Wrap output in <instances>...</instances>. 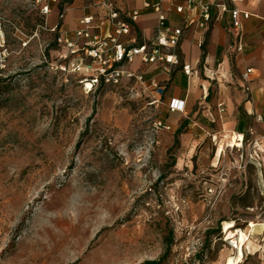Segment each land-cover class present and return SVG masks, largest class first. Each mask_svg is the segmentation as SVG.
Instances as JSON below:
<instances>
[{
  "label": "rangeland",
  "instance_id": "374dc122",
  "mask_svg": "<svg viewBox=\"0 0 264 264\" xmlns=\"http://www.w3.org/2000/svg\"><path fill=\"white\" fill-rule=\"evenodd\" d=\"M0 18V264H224L231 230L238 264H264L261 164L200 115L178 142L156 129L149 87L85 86L28 4L0 0Z\"/></svg>",
  "mask_w": 264,
  "mask_h": 264
},
{
  "label": "crops",
  "instance_id": "0c3cea01",
  "mask_svg": "<svg viewBox=\"0 0 264 264\" xmlns=\"http://www.w3.org/2000/svg\"><path fill=\"white\" fill-rule=\"evenodd\" d=\"M145 1L123 0L129 9L143 12L132 33L139 42L150 41L157 24V16L144 11ZM205 1L213 5L212 20L205 30L197 32L190 28L184 31L178 47L181 66L167 75L155 67L143 66L136 59L129 69L147 71V78H156L165 88L160 103L166 108L165 123L177 128L182 118L191 121V117L200 115L208 126L200 122H194V125H199L215 140L222 137L227 143L226 135L230 138L238 135L248 143L258 141L264 148V0H243L235 5L251 15L242 20V52L236 51L237 41L230 13L216 7L220 0ZM62 2L69 6L64 20L68 31H74L85 15L95 13V10L87 9L92 0ZM226 3L229 9L234 7L229 1ZM179 4L186 5V0H180ZM191 14L197 16L196 11ZM182 19L183 15L175 12L168 15L169 23L174 27L181 26ZM200 41L202 46L198 45ZM183 65L189 66V76L182 70ZM248 69L252 72L249 81L245 82L243 76ZM173 99L184 102V112L169 111L168 105Z\"/></svg>",
  "mask_w": 264,
  "mask_h": 264
},
{
  "label": "built area",
  "instance_id": "2783aa9c",
  "mask_svg": "<svg viewBox=\"0 0 264 264\" xmlns=\"http://www.w3.org/2000/svg\"><path fill=\"white\" fill-rule=\"evenodd\" d=\"M31 6L40 19L38 28L46 29L54 35L57 46L61 49L63 59L73 56L68 61L67 67L72 72L82 73L85 77V86L91 85L90 89L100 85L118 87L125 83H137L151 88L154 93L152 104L161 103L165 88L156 78H147V71L135 72L129 67L136 59L143 66L155 67L161 73L170 75L175 68L181 66L178 52L179 44L186 29L194 28L199 32L205 30L212 20L213 5L205 0H186V5L179 4L180 0H146L143 5L144 11L154 13L157 16L155 33L150 41L139 42L136 35H132L134 25L142 15V11L131 10L123 4V0H92L87 9L95 10V13L85 15L79 20L74 31H68L64 27L65 15L69 6L62 0H19ZM216 7L222 12H229L233 29L236 35V51L243 50V22L251 15L235 6L243 0H220ZM226 1L234 7L228 8ZM122 2V4H121ZM166 5V7H165ZM196 11L194 17L191 12ZM175 12L183 15L181 26L174 27L169 23V13ZM53 19V21H52ZM5 21L0 18V47L4 48L5 34L3 26ZM105 27L109 28L105 32ZM202 46V42H198ZM81 53V54H79ZM74 55L75 58H74ZM77 57V58H76ZM4 53L0 51V70L3 69ZM182 70L186 75L191 74L189 66L183 65ZM252 72L248 69L244 74L245 82L249 81ZM223 111L222 104L219 105ZM168 109L173 112H184L183 101L173 99ZM156 129L170 130L171 126L163 121L155 123ZM236 147L239 152L240 164L259 163L264 167V148L254 141L248 143V149L244 150V138ZM247 147V146H246ZM230 245L237 249V241Z\"/></svg>",
  "mask_w": 264,
  "mask_h": 264
},
{
  "label": "bare ground",
  "instance_id": "6f19581e",
  "mask_svg": "<svg viewBox=\"0 0 264 264\" xmlns=\"http://www.w3.org/2000/svg\"><path fill=\"white\" fill-rule=\"evenodd\" d=\"M87 87H88V88H91V85L88 84ZM226 138L228 139V141H227V145H228V147H231V146H232V147H236V145H240V144H239V141H240L243 137H242V136L239 137L238 135H236V136L233 135V136L230 138L229 136L226 135ZM223 142H224V140H223ZM223 142L220 144L219 150H222V148L224 147V146H223ZM251 224H252V223H251ZM251 227H252V226H251ZM226 235H228L226 240H230V239H234V238H236V240H237V249H238V251L236 252V256H235V257H233V256H229V257L226 259V261H225L224 264H238V263L240 262L241 258H242V255H244V253H242V249H241V247H243V245H244L245 242H246V234H244L242 230H236V231L231 230V231H227V232H226ZM232 241H233V240H232ZM248 246H249V244H248Z\"/></svg>",
  "mask_w": 264,
  "mask_h": 264
},
{
  "label": "trees",
  "instance_id": "16d2710c",
  "mask_svg": "<svg viewBox=\"0 0 264 264\" xmlns=\"http://www.w3.org/2000/svg\"><path fill=\"white\" fill-rule=\"evenodd\" d=\"M187 124H188L187 122H184V123H182V124L179 126V128H178L177 131H176L175 142H178V138H179V136H180L181 134L184 133V130L186 129ZM166 256H167V254L165 253V254L163 255L162 259L164 260V258H165ZM160 261H161V260H159V261H146V262H144V263H142V264H159Z\"/></svg>",
  "mask_w": 264,
  "mask_h": 264
}]
</instances>
